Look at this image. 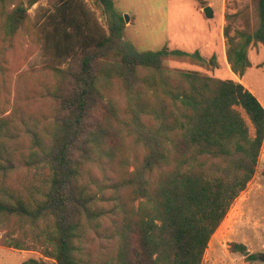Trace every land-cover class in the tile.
<instances>
[{
	"label": "trees",
	"instance_id": "obj_1",
	"mask_svg": "<svg viewBox=\"0 0 264 264\" xmlns=\"http://www.w3.org/2000/svg\"><path fill=\"white\" fill-rule=\"evenodd\" d=\"M94 3L103 24L84 0H0V245L43 256L21 264H202L256 173L264 106L232 76L167 64L214 69L215 55L138 50L114 1ZM225 20L226 61L242 77L249 46L264 48V0ZM21 31L43 62L18 74L38 78L11 100Z\"/></svg>",
	"mask_w": 264,
	"mask_h": 264
},
{
	"label": "rangeland",
	"instance_id": "obj_2",
	"mask_svg": "<svg viewBox=\"0 0 264 264\" xmlns=\"http://www.w3.org/2000/svg\"><path fill=\"white\" fill-rule=\"evenodd\" d=\"M103 24L100 9L94 0H84ZM117 11L124 16L123 39L136 49L157 50L162 46L179 48L188 52L198 50L205 58L216 56L217 68L206 69L190 63L168 61L170 68L193 69L219 78L234 77L248 88L264 106V48L261 44L249 46L247 54L251 66L242 77L233 74L226 61L227 40L223 36L226 24L225 15L233 14L249 5V0H113ZM209 5L212 16L206 17L203 8ZM39 7H47L40 1L29 9L30 20L35 21L40 15ZM232 28L241 29L242 21L236 17L231 21ZM30 26V25H29ZM31 27V26H30ZM26 32V31H25ZM21 31L17 53L18 62L10 59V93L5 94L11 100L16 95L15 84L23 86L35 84L37 75H25V82L18 74L29 69L28 65L43 62L36 53V43L27 32ZM233 33V31L231 32ZM37 50V49H36ZM13 52V51H12ZM33 54V55H32ZM16 71V65H20ZM28 62V63H27ZM28 71V70H27ZM30 91V90H29ZM28 91V93H29ZM37 98H35L36 100ZM12 101H10V104ZM264 141L262 144L255 175L247 183L231 205L228 213L212 235L205 250L202 264H264L260 258L264 255ZM242 243L245 251L232 252L231 243ZM251 255H254L252 258ZM43 257L39 251L16 250L0 245V264H21L28 258Z\"/></svg>",
	"mask_w": 264,
	"mask_h": 264
},
{
	"label": "water",
	"instance_id": "obj_3",
	"mask_svg": "<svg viewBox=\"0 0 264 264\" xmlns=\"http://www.w3.org/2000/svg\"><path fill=\"white\" fill-rule=\"evenodd\" d=\"M203 12L205 14L206 17H211L212 16V9L209 5L205 6L203 8ZM124 20L127 22L128 21V15L127 14H124ZM249 252L246 250L244 251V255H247ZM260 258L264 261V255H261Z\"/></svg>",
	"mask_w": 264,
	"mask_h": 264
}]
</instances>
